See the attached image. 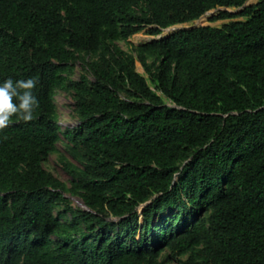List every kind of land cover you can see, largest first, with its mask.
I'll return each mask as SVG.
<instances>
[{
    "label": "trees",
    "instance_id": "obj_1",
    "mask_svg": "<svg viewBox=\"0 0 264 264\" xmlns=\"http://www.w3.org/2000/svg\"><path fill=\"white\" fill-rule=\"evenodd\" d=\"M247 1L0 0V82L33 78L38 100L0 129V264H264V0ZM214 9L246 18L119 44ZM62 141L69 188L44 167Z\"/></svg>",
    "mask_w": 264,
    "mask_h": 264
},
{
    "label": "rangeland",
    "instance_id": "obj_2",
    "mask_svg": "<svg viewBox=\"0 0 264 264\" xmlns=\"http://www.w3.org/2000/svg\"><path fill=\"white\" fill-rule=\"evenodd\" d=\"M258 0H248L247 4H254ZM217 9L211 10L210 12L204 14L199 19L193 20L191 22L182 23V24H176L173 26H170L166 29H163L162 33L158 36H152L149 34H146L145 31H141L136 33L135 35L131 36L129 38V42L120 41L119 44L125 49L130 51L133 45H138L140 43L152 40L154 38H161L164 36L169 35L170 33L181 29V28H188L191 26H199V25H211L215 27H221L224 23L233 21V20H244L246 17L243 16H237L234 18L226 19V20H217V21H209V17L216 12ZM230 11H236L239 10V8L230 7L228 8ZM238 12V11H236ZM137 70L143 74L148 81V84L154 88V84L149 79L148 75L145 73L144 69L142 68L141 64L137 62ZM87 70L84 68L83 64L81 62L77 63L75 66L74 74L72 75L74 79H78L82 73H86ZM160 94V92H158ZM56 103L58 106V112L60 116V121L62 126H75L78 123V119L76 116V113L74 112V100L71 94L63 91H58L56 94ZM166 102L169 105H173L169 100L165 99ZM64 140V139H62ZM66 156L69 160L73 161L77 164V162L72 159L68 153L65 150V144L64 141L59 142L57 145V151L52 153L48 160L44 162V167L51 171L56 177H58L61 181H63L66 186L69 188L71 185V176L66 173V171L63 168L61 156ZM64 196H66L69 200L71 205L74 208L79 209H86V206L82 200V198L79 195L72 194L69 190H66L64 192ZM57 211V210H56ZM112 219H116L112 217ZM161 259H164L166 264H179V260H184V256H174L172 255L168 250L162 253Z\"/></svg>",
    "mask_w": 264,
    "mask_h": 264
},
{
    "label": "clouds",
    "instance_id": "obj_3",
    "mask_svg": "<svg viewBox=\"0 0 264 264\" xmlns=\"http://www.w3.org/2000/svg\"><path fill=\"white\" fill-rule=\"evenodd\" d=\"M37 81L33 78L13 81L7 78L0 82V129L6 128L13 116L24 122L34 118L38 100L33 95Z\"/></svg>",
    "mask_w": 264,
    "mask_h": 264
},
{
    "label": "water",
    "instance_id": "obj_4",
    "mask_svg": "<svg viewBox=\"0 0 264 264\" xmlns=\"http://www.w3.org/2000/svg\"><path fill=\"white\" fill-rule=\"evenodd\" d=\"M246 5H248L247 2L244 4V6H246ZM244 6H243V7H244ZM219 9H224V8H219ZM240 9H241V8H239V10H240ZM226 10H228V9L226 8ZM239 10H236V11H239ZM236 11H233V12H236Z\"/></svg>",
    "mask_w": 264,
    "mask_h": 264
}]
</instances>
